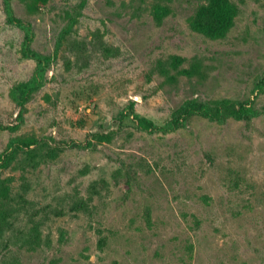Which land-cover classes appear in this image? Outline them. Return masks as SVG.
<instances>
[{"label": "rangeland", "instance_id": "1", "mask_svg": "<svg viewBox=\"0 0 264 264\" xmlns=\"http://www.w3.org/2000/svg\"><path fill=\"white\" fill-rule=\"evenodd\" d=\"M229 1L213 39L207 0H0V264H264V0Z\"/></svg>", "mask_w": 264, "mask_h": 264}, {"label": "trees", "instance_id": "2", "mask_svg": "<svg viewBox=\"0 0 264 264\" xmlns=\"http://www.w3.org/2000/svg\"><path fill=\"white\" fill-rule=\"evenodd\" d=\"M207 1V6L202 8L191 19V27L194 31L204 34L210 38H221L233 25V20L236 15V8L229 0ZM177 60L178 63L182 61L179 59ZM181 73L184 76L191 77L196 73V70L194 67H192L190 69H184ZM23 237L25 245L30 249L38 247L42 241L36 226L31 228L29 232H26Z\"/></svg>", "mask_w": 264, "mask_h": 264}]
</instances>
